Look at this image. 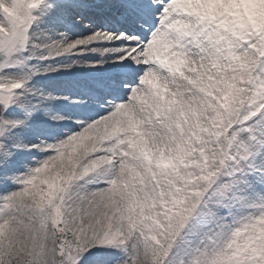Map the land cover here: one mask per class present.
I'll return each mask as SVG.
<instances>
[{
	"label": "snow or ice",
	"instance_id": "6c2138e0",
	"mask_svg": "<svg viewBox=\"0 0 264 264\" xmlns=\"http://www.w3.org/2000/svg\"><path fill=\"white\" fill-rule=\"evenodd\" d=\"M0 264H264V0H0Z\"/></svg>",
	"mask_w": 264,
	"mask_h": 264
}]
</instances>
